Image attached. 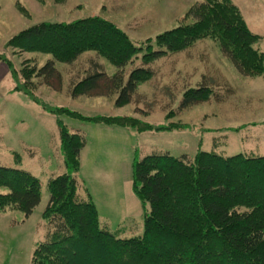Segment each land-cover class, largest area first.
I'll list each match as a JSON object with an SVG mask.
<instances>
[{
    "label": "trees",
    "instance_id": "trees-1",
    "mask_svg": "<svg viewBox=\"0 0 264 264\" xmlns=\"http://www.w3.org/2000/svg\"><path fill=\"white\" fill-rule=\"evenodd\" d=\"M186 15L194 22L158 34L155 41L161 48L152 50L149 45L140 55L141 64L128 73L125 66L145 48L100 16L39 22L15 33L7 46L49 54L43 66L23 62L19 72L27 82L42 76L54 89L52 81H61L55 61L72 64L83 52L95 51L117 71L108 75L98 61L88 58L89 66L69 87V96L117 93L115 106L131 102L138 85L151 77L154 69L148 63L189 47L207 33L220 38L223 55L241 75L264 73V54L254 46L258 35L231 0H203ZM9 69L14 72L10 65ZM214 90L204 81L185 88L177 110L218 98ZM49 109L138 131L172 128L146 122L143 126L129 115L86 117L61 107ZM58 130L66 171L48 178L42 215L47 232L34 247L31 264H264V155H223L199 148L192 155L159 150L139 157L135 151L132 190L147 203L148 211L141 235L119 237L102 225L95 203L78 178L84 132L70 131L61 121ZM40 185V179L28 170L0 165V186L9 190L0 193V214L16 208L30 215L41 200Z\"/></svg>",
    "mask_w": 264,
    "mask_h": 264
},
{
    "label": "rangeland",
    "instance_id": "rangeland-1",
    "mask_svg": "<svg viewBox=\"0 0 264 264\" xmlns=\"http://www.w3.org/2000/svg\"><path fill=\"white\" fill-rule=\"evenodd\" d=\"M201 1L0 0V165L28 170L41 183V200L30 215L16 208L0 214V264H31L34 247L45 238L46 220L42 215L48 199L47 181L66 171L59 121L70 131H85L87 146L82 151L79 175L92 194L102 225L116 231L119 237L141 235L148 211L147 203H142L132 190L134 149L139 157L159 150L175 156L192 155L199 148L223 155H264V79L241 75L223 55L220 38L214 34L207 33L189 47L166 52L148 63L153 74L138 85L131 102L122 106L114 104L117 93L69 96V87L88 68V58L98 61L108 75L117 71L109 59L95 51L83 52L72 64L55 61L61 81H52V86L57 87L54 89L42 76L27 82L19 72L23 62L43 66L51 58L49 54L7 46L15 33L39 22L100 16L145 48L132 64L125 66L128 73L132 66L141 64L140 55L149 45L152 50L161 48L155 41L158 34L193 23L186 12ZM231 2L244 18L241 7L235 0ZM243 2L249 6V0ZM257 45L264 51V40ZM203 81L215 88L218 98L177 110L185 88ZM52 107L86 117L129 115L143 126L149 123L172 128L138 131L90 121L66 111H50ZM8 191L0 186V193Z\"/></svg>",
    "mask_w": 264,
    "mask_h": 264
},
{
    "label": "crops",
    "instance_id": "crops-1",
    "mask_svg": "<svg viewBox=\"0 0 264 264\" xmlns=\"http://www.w3.org/2000/svg\"><path fill=\"white\" fill-rule=\"evenodd\" d=\"M235 2L241 7L242 9V12L244 14V18L246 19V22L250 28V30L255 33L256 35H258V38L257 40L255 41V47L258 48L260 51L263 52L264 54V51L262 49H260L258 47L257 44H259L260 42H262L264 40V32H262V26L264 25V0H249V6L248 4H246L245 2H243V0H235ZM250 5L252 6V8L250 9ZM247 77V76H246ZM258 79H260L261 81H263L264 79V73L259 75L258 76ZM248 94H250V91L248 89ZM246 95V94H244ZM83 131V130H82ZM84 132V135L86 137V144L85 146L83 147V149L81 150V153H80V162H81V158H82V151L84 150V148L87 146V136H86V133L85 131ZM136 150L134 149V152ZM133 157H134V154H133ZM80 169V167H79ZM77 175H78V178L79 180L85 185V187L87 188L93 202L95 203L93 197H92V194L85 182V179L84 178H81V176L79 175V170L77 172ZM96 205V203H95ZM97 208V207H96Z\"/></svg>",
    "mask_w": 264,
    "mask_h": 264
}]
</instances>
